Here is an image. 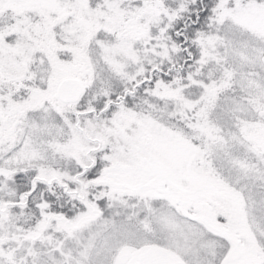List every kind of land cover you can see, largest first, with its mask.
I'll return each instance as SVG.
<instances>
[{
	"label": "snow or ice",
	"instance_id": "snow-or-ice-1",
	"mask_svg": "<svg viewBox=\"0 0 264 264\" xmlns=\"http://www.w3.org/2000/svg\"><path fill=\"white\" fill-rule=\"evenodd\" d=\"M0 264H264V0H0Z\"/></svg>",
	"mask_w": 264,
	"mask_h": 264
}]
</instances>
